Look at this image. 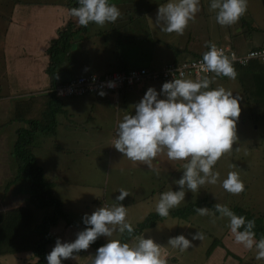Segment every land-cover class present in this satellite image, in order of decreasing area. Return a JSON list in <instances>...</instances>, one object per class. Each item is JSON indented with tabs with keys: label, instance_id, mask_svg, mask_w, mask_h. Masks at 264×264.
<instances>
[{
	"label": "rangeland",
	"instance_id": "1",
	"mask_svg": "<svg viewBox=\"0 0 264 264\" xmlns=\"http://www.w3.org/2000/svg\"><path fill=\"white\" fill-rule=\"evenodd\" d=\"M3 1L0 0V84H2V88L4 87L2 98H4L5 103L0 104V127L6 124L13 115L12 101L29 96L26 95L29 91L11 96L14 93L12 85H20V88L23 86L25 70L22 67L25 65L19 66L27 59H30L29 64L34 65V55H36L37 51L44 55V45L50 40V36L44 34L43 29H39L38 22L43 21L44 17L54 11L51 10V13L46 15L44 10L37 9L34 14L32 6L37 4H45L48 7L52 4L60 6V8L64 9V14L68 15H66L65 22L72 24L71 27L73 29L78 25L76 17L72 16L70 18L66 0H18V2L6 0L4 3ZM111 2L115 3L120 9L122 21L129 23L122 28L124 34L137 37L156 36L157 39L163 36L162 31L154 23L156 18L154 15L157 14L159 4L165 3L166 0H111ZM14 3L17 4L13 7ZM6 12L7 16L5 17ZM244 15L250 23V28L253 30L255 28V30H251L253 32L252 37L247 38L245 34L240 33L242 27L234 26L233 32L235 31L236 33L234 36L236 40L233 41L237 42L232 45L236 50L238 49L239 55L245 54L244 52L252 46L264 43H260L264 39V0H248L247 10ZM4 20L5 22L12 21L13 25L4 27ZM66 25L62 26L61 31H64ZM93 25L97 29L108 26L107 23L103 26ZM226 27H222L216 22L215 13L209 8V0H200V11L186 29L191 31V29L197 28L193 34L196 38L192 42H195V46H197L196 52H200V50L202 51L207 47L206 41H212L215 44L220 42L221 45L228 44V36L225 34L228 31ZM238 31L240 34H238ZM199 32L200 36H198ZM84 34L83 32L81 35ZM164 35L169 39L176 37L173 33H164ZM256 35L257 39L253 38ZM45 36L47 37L44 38ZM260 36L261 40H259ZM96 38L100 37L96 36ZM177 39H179L178 42L184 41L185 36H180ZM36 40L42 42V44ZM114 41L117 42L116 37L111 40V42ZM126 42L127 45L121 46L126 58H120L119 61L128 59V65L130 66L146 63L147 60L149 61L148 64L151 61L155 64L160 63V61L162 63L163 60L167 61V58L163 56H156L154 59L150 57L140 59L139 51L143 48V45H151L149 43ZM100 43L104 44V40H101ZM87 44L84 43L82 45L83 50H85V45ZM79 45L77 43V47ZM76 51L81 53L80 49H76ZM169 51H167L166 55ZM116 53L118 52L116 51ZM109 54L111 59H113V55ZM155 55L154 53L153 57ZM188 57L194 56L190 54ZM180 59H184V56ZM253 61L248 62L246 65ZM257 62L264 65V61L257 60ZM112 68L114 70L118 67ZM41 72L44 71L41 70ZM75 73L77 75L84 74L82 70ZM103 73L97 72V74ZM213 84L214 87H224L226 90H232L233 95L241 96L239 101L241 112L236 123L237 140L234 141L232 150L222 155L214 166L215 170L220 174L217 183H206L198 188L196 192L185 189V200L176 208L187 206L198 199H205L212 205L215 203L226 205L240 204L253 211L257 216H262L264 214V121H257L250 116V107L246 104L244 93L237 78L230 80L227 77H217ZM152 85H156L157 87L155 88L159 91L162 84L152 83ZM145 91H140L137 87H133V91L127 90L125 92L126 100L122 96L118 103H109L108 105H111L109 107H107V104H98L96 108L93 107L83 111V115H81L80 111V106H82L80 102L70 100L66 96V107L73 111L71 112L72 114L76 113L77 115H70V113L65 119L72 125L73 129L69 130L75 131L76 128L80 130L82 136L79 138L83 144L77 143L71 147H64L58 144L57 141L52 140L51 137V141L45 145L40 147L37 143L34 145V153L37 155L38 162L43 166L46 165L45 175L52 181L57 197L64 199V207L70 220L75 224L84 225L81 218L85 213L91 214L98 207L111 206L116 203L114 200L119 194V190L125 189L129 192V195L119 203L126 207L129 222L132 225H136L148 213L155 211L156 203L162 192L178 190L179 186L174 181L181 177L186 161L169 160L166 150L162 151L152 161L153 168L158 169L160 172L159 176H157L142 162L129 160L111 145L117 138L116 129L123 115L125 112L131 113V111H134L133 105L141 99ZM90 95L94 97L95 93ZM101 97L103 98L105 95ZM76 98L74 97V99ZM84 105L86 106V104ZM95 109L97 117L92 120ZM123 110L126 111L123 112ZM58 118H63V115L60 114ZM6 130L0 129V143L3 142L4 137L8 134H11V139L15 129ZM98 130H103L101 132L102 136H98ZM5 142L2 149L6 146L7 150L8 142L7 140ZM84 143L89 147L87 152L85 150H76L80 149V147L84 148ZM2 153H0V209H5L9 206L26 205L30 194L29 185L20 179L14 183L12 182L14 181L15 164L12 163V166H10L9 160L5 157L6 154ZM230 171L237 172L244 183V191L239 194L229 193L221 186V181L227 177ZM204 206L209 207L207 203ZM209 208L211 209V207ZM218 217L219 215L217 216L214 213L212 216H200L196 213L190 218L167 216L155 227L150 228L146 234L153 239L163 241L168 247L171 257H175V259L169 260L168 264H201L214 238L221 237L229 228L227 218ZM65 223L66 220L61 218L59 223L51 228L56 239L59 238L61 242L74 240L76 233L80 231L77 226L75 228ZM197 230L204 233V239L193 241L192 246L183 252L167 244L169 237L179 234L191 239V234ZM121 236L122 234L114 233L112 238L119 239ZM72 237L75 238L70 239ZM56 239L54 243L48 246L49 251L55 245ZM97 239L102 244L107 242V238L104 236H100ZM81 251H88V249ZM81 251L77 254L75 260L79 261L80 264H90L92 258ZM36 260L37 258L31 251L0 255V264H31ZM62 264L72 263L69 258L63 260ZM242 264H264V260L255 259V250L253 249L246 253Z\"/></svg>",
	"mask_w": 264,
	"mask_h": 264
},
{
	"label": "clouds",
	"instance_id": "2",
	"mask_svg": "<svg viewBox=\"0 0 264 264\" xmlns=\"http://www.w3.org/2000/svg\"><path fill=\"white\" fill-rule=\"evenodd\" d=\"M247 3L248 0H209V8L215 13L216 22L224 27L235 24L245 14ZM76 5L70 9V15L76 17L83 27L90 23L99 26L115 23L121 16L120 9L111 0H76ZM199 11L200 0H166L159 4L154 23L162 32L182 35ZM50 43H46L44 49L47 53ZM205 44L208 50L199 61L197 78L184 77L181 72L179 77L174 75L171 80L165 79L167 81L162 83L159 91L148 87L133 105L134 111L123 115L116 129L117 138L111 144L124 157L142 162L157 176L160 172L153 168L152 161L162 151L166 150L169 160L186 161L181 177L174 181L179 186L178 190L160 194L155 206L160 217H167L171 209L185 200V189L196 192L206 183L216 184L220 174L214 166L222 155L232 150L237 140L236 123L241 112V96L233 95L230 89L211 85L221 76L235 80L237 71L234 64L238 58L235 53H226L224 48L213 42L206 41ZM260 46L264 44L257 47ZM258 55L261 53H249V57ZM249 57L240 58L239 62L246 63ZM168 64H163L162 70ZM147 70L159 73V70ZM90 73L97 72L84 75ZM160 78L150 76L142 83L125 86L117 94ZM59 85L62 84L58 83L57 87ZM107 87H115V82L108 81ZM98 94L104 96L106 93L100 90ZM221 186L232 194H239L245 187L235 171L228 172ZM127 195L129 192L121 189L115 197L116 203L98 207L91 214L85 213L81 218L85 227L72 241L61 242L57 238L46 254L47 264H62L63 260L75 259L81 250L88 249L100 236L107 238V242L96 249L90 264H168L167 258L162 256L161 245L151 237L135 236L131 243L112 238L114 233L126 232L133 236L134 228L127 219V209L119 203ZM213 208L219 214L218 218H227L234 241L247 250L254 249L255 259L264 260V236L256 238L255 218L237 215L226 204L215 203ZM195 212L200 216L213 215L212 209L206 206L196 207ZM203 239L204 233L197 230L191 234V239L179 234L169 237L167 244L183 252L192 246L193 241Z\"/></svg>",
	"mask_w": 264,
	"mask_h": 264
},
{
	"label": "trees",
	"instance_id": "3",
	"mask_svg": "<svg viewBox=\"0 0 264 264\" xmlns=\"http://www.w3.org/2000/svg\"><path fill=\"white\" fill-rule=\"evenodd\" d=\"M66 1L69 11L72 7L77 6L76 0ZM66 24L68 25L65 26L66 28L64 31H60L58 38L53 39L48 48L50 61L46 71L50 76V90L17 99L13 104V115L10 117V120L0 127L3 131H7L6 129L10 128L15 129L11 139V134H8L4 137L3 142L0 143V153L4 152L6 154L5 157L9 160L10 166H12V163L15 164L14 181L12 182L14 183L18 179L24 180L29 185L30 193L26 205L18 207L9 206L8 208L0 209V255L31 251L37 258V260L31 264H47L45 257L46 254L50 252L48 246L54 243L56 239L51 228L55 227L61 218L66 220L68 226H77L80 230L85 227V225H77L70 220L62 200L55 194L52 181L46 177L45 168L38 162L37 155L34 153V145L36 143L35 135L38 132H50L51 134H56L58 126L61 125L70 126L72 128V125H70L65 119L68 117L67 115L72 112L71 109L66 107L65 103L67 97L58 94L56 88L58 83L65 84L72 79L84 75H77L74 71L72 72L71 70H68L66 71L65 79H62L60 70L64 61L63 57L69 53L71 48H75L77 43H80L81 40L87 37L91 30V23L87 27L78 24L77 27H75L76 30L71 27L72 24L70 25L68 22ZM107 24L108 26L100 29L101 31L99 32V35L101 38L109 39V37L114 34L118 42H120L121 37L126 36V34L122 32V28L129 23L122 21L120 17L115 23ZM235 25H237V27H242L240 33L245 34L247 38L252 37L253 32L251 30L253 29L250 28V23L245 18V15H243L235 24L226 27V30L231 34V42L233 45L237 42L233 41L235 40L234 36L236 35L235 31L233 32ZM83 32L85 34L81 35ZM189 33H191V31H189ZM240 33L238 32V34ZM127 39L129 42L137 44L150 43L151 46L143 45V48L139 51L140 59H144L147 56L154 59L157 56L155 45L162 43L160 39L151 36L137 37L135 35H129ZM227 43L228 44L221 45L219 42L216 45L218 47L230 45L231 48L227 50L226 53L235 51L240 54L238 49L236 50L230 42ZM165 45L167 44L165 43ZM189 45H191L189 42L186 43V47L183 46L182 49H179L177 46H170L172 49L176 50L174 53L175 56L171 60L164 61V63H161V61L157 65L138 63L136 66L125 64L123 67H118L119 69L117 68L109 71V73L113 71L129 70L131 68H147L151 70H159V72H161L163 64L169 63L178 65L188 59H199L202 58V54L208 50L206 47L203 51L196 52L195 50H192ZM257 46L258 45L252 46L249 49ZM152 52L153 54H156L154 57ZM190 54L194 57H188ZM183 55L184 59H180ZM234 67L237 71L236 78L241 85L246 104L250 107V116L257 121H264V65L257 61H253L250 64L243 66L237 61L234 64ZM63 73L65 72L63 71ZM208 75L212 76L213 74L209 73ZM162 77L163 76L158 79V82L167 81L165 80L167 78L164 79ZM218 78L225 77L221 76ZM211 87H214V84H212ZM104 92L117 94L116 91ZM98 93L99 91L95 92V94ZM88 94L89 93H86L83 96ZM74 97H81V95H69L70 100H73ZM60 114L63 115V118L61 119L58 118ZM70 115L75 114L71 113ZM6 140L8 142L7 150L6 146L2 149ZM37 145L40 144L37 143ZM206 203L211 207L213 213L218 216L219 214L215 212L213 205L205 199H198L196 202L187 206L171 209L168 216L190 218L196 214V207L204 206ZM227 206L237 215H244L246 218H255L256 226L254 231L256 233V238L259 239L264 236V214H262V216H257L253 211L240 204H231ZM165 218L166 217L158 216L156 211L150 212L142 221L133 225V236L130 237L125 232L119 239L123 242H129L130 239L144 234V232L155 227ZM226 233H230L229 228L221 237L214 238L212 244L207 249V255H210L219 243L222 242ZM101 245L103 244L98 239L92 243L95 252ZM249 251L247 253H249ZM229 254L236 257L239 260V264H242L245 260L246 254L242 256L241 254H235L227 249V255ZM92 255L94 256L95 253Z\"/></svg>",
	"mask_w": 264,
	"mask_h": 264
},
{
	"label": "crops",
	"instance_id": "4",
	"mask_svg": "<svg viewBox=\"0 0 264 264\" xmlns=\"http://www.w3.org/2000/svg\"><path fill=\"white\" fill-rule=\"evenodd\" d=\"M5 1L6 0H4L3 3ZM11 1H13V0H11ZM14 1L18 2V0H14ZM16 4L17 3H14L13 7L16 6ZM46 8H48V9H46ZM32 9H33L34 14H35V11L37 9L41 10V11L44 10L46 12V15L48 13H51L50 12L51 10L54 11L50 15L44 17L43 21L38 22V26H39V29L44 30V34H46L47 36H50L49 42H52L53 39L58 38V34H60L62 26L66 25L65 21H66V15L67 14H64V12H63L64 9L60 8V6L53 5V4L50 5L49 7L45 4H43V5L37 4V5L32 6ZM0 11H1V7H0ZM6 16H7V12L5 14V17ZM154 16L156 17V15H154ZM70 18H71V15H70ZM4 22H5V20H4ZM93 24L94 23H91V30H90L89 34L87 35V37H85L83 40H81L80 43H78V45L80 44L79 47L76 46L75 48H71L69 53L63 57L64 61L62 63L61 70H60L62 79H65L66 71H68V70H71L72 72L73 71L78 72V71L82 70L84 74L92 72V71H94V72H109V71L113 70L112 67H115V66L116 67H123L125 64H128V59L123 60V61H119L120 58H126L125 55L123 54L121 46L127 45L126 41H128L127 40L128 35L126 34L127 37L126 36L121 37L120 42H118V40H117V42H115V41L111 42V40L115 38V35L112 34V36H110L109 39L101 38L99 35L100 34L99 32L101 30L95 28ZM11 25H13L12 21L4 23V27L5 26H11ZM194 30L196 31L197 28L191 29V33H189L188 29H186L182 35H178V34L173 32V35L176 36L177 38L180 36H185V40L180 41V42H178L179 39H177L176 37L171 38V39L167 38L164 35L165 32H162L163 36L161 38H159L162 43L155 45L157 56L158 57L163 56V57L167 58L166 59L167 61L171 60L175 56L174 53L176 52V50L172 49L170 46H177L179 49H182L183 46L186 47V43H188V42L191 44V45H189L190 48L192 50L196 51L197 46H195V42H192L193 39L196 38L193 36V34L195 32ZM166 34H172V33H166ZM199 34H200V32L198 33V36H200ZM225 34L228 36L227 42L232 43L231 42V40H232L231 34L229 33V31L225 32ZM47 36H45L44 38H46ZM96 36L100 37V38H96ZM154 38H156V36H154ZM254 38L257 39V35ZM101 40H104V44L100 43ZM259 40H261V36L259 37ZM262 42H264V39H262V41L260 43H262ZM38 43L42 44V42H38ZM84 43H88L87 45H85V50L82 49V45ZM165 43L167 45H165ZM40 46L42 47V45H40ZM44 46L46 48L47 44ZM76 49H80L81 53H77ZM168 50H170L171 52L169 51V53L166 55ZM116 51L118 53H116ZM200 52H201V50H200ZM109 53H111L113 55V59H111V56ZM164 55H166V56H164ZM184 55H186V54H184ZM34 56H35L34 65L29 64L30 59H27V61H23V63L19 66V67H21L22 65H25L24 67H22L25 70V74L23 77V86L20 88V85H15V84L12 85V87H13L12 90L14 93L11 94V96L17 95L18 93H23L25 91H27V92L29 91V93H26V95H30L32 93H36L39 91L46 92V91L50 90L49 89L50 84H51L50 76L48 75V73L46 71L47 66L49 64V61H50V56L48 53L46 54V52L44 55H41L38 51H37L36 55H34ZM147 58H148V56H147ZM20 60H22V59H20ZM254 61H257V60H254ZM148 62L149 61L147 60L146 63H148ZM163 63H164V60H163ZM150 64L152 65L155 63H152V61H151ZM157 64H159V63H156L155 65H157ZM159 66H161V65H159ZM41 70L44 72H41ZM63 71L65 73H63ZM25 82H26V84H25ZM152 83L162 84L163 82L147 81L142 86H136V87L140 91H145L150 86L151 87H157L156 85H152ZM148 84H150V85H148ZM1 88H0V104L5 103L4 98H2L4 95V94H2L4 87L2 89ZM127 90L133 91V88H128L123 93H120V94L106 93L105 97H103V98L98 94H95L94 97H92L90 94H88L85 96L77 97L76 99H73V100L75 102H77V101L80 102V104L82 105V106H80V111H81V115H83V111H85L89 108H93V107L96 108L98 106V104H104V105L107 104V107H109V106H111V105H108L109 103L110 104L113 102L118 103L119 99L122 96H124V98L126 100L125 92ZM11 98H13V97H11ZM16 100L17 99H14L12 101V103L14 104ZM74 101H72V102H74ZM84 104H86V106ZM101 110H102V105H101ZM125 111L126 110H123V112H125ZM94 112L95 113L92 116V120L96 119V117H97L96 109L94 110ZM74 114L77 115L76 113H74ZM69 129H73V128H70L66 125L65 126L61 125V126H58V133L56 132V135L51 134V133L38 132L35 135L36 143H39L40 145H38V146L40 147L42 145H45L48 141H51L50 138L52 137V140L57 141L58 144H61L64 147H71L77 143L83 144V142L79 138L80 136H82L80 130L76 128V130H75L76 132H75V131L69 130ZM102 131L103 130H98V136H102V133H101ZM2 137H4V136H2ZM84 144H85L84 148L80 147V149H76V150H85L87 152L89 147L86 145V143H84ZM43 167L45 168L46 165ZM54 191L56 192V190H54ZM56 195H57V193H56ZM60 199L62 200V202L64 204V199L61 197H60ZM146 232H144V234L139 235V236L145 235L146 237H150L146 234ZM74 238L75 237H72L70 239H74ZM154 240L161 245L162 256L166 257L167 261H169V260L171 261V259L172 260L175 259L174 256L171 257V255H170L171 253L163 241H160L157 239H154ZM131 242H133V238L130 239L129 243H131ZM227 249L231 250L235 254H241L242 256L245 255L249 251V250L243 248L242 245L237 244L234 241V238H233L231 233H226L222 239V242L213 250V252L210 255H207V254L205 255L204 260L202 261L201 264H237L239 262V260L230 254L227 255ZM88 251H89V253H88ZM88 251H81V252L86 253L90 256V258H93L92 254L95 253V249L93 248V246L91 244L88 248ZM70 262L72 264H80L79 261H76L75 259H71V258H70Z\"/></svg>",
	"mask_w": 264,
	"mask_h": 264
},
{
	"label": "built area",
	"instance_id": "5",
	"mask_svg": "<svg viewBox=\"0 0 264 264\" xmlns=\"http://www.w3.org/2000/svg\"><path fill=\"white\" fill-rule=\"evenodd\" d=\"M224 48L225 51L229 50L231 47L225 46L221 47ZM256 52L261 53V55L255 56V57H249V53ZM231 53H235L236 57L238 58V62L240 58L249 57L246 61V63H240L242 65H246L248 62L252 60H260L264 61V46L255 47L249 49L245 54L239 55V53L232 51ZM202 58L199 59H188L184 62H181L180 64H168L165 65L163 70L159 73H150L145 68H131L129 70H120V71H113L110 73H107L105 75H99L97 73H90L87 75H83L80 77H77L75 79H72L68 83L59 85L57 87V91L62 96H68L72 94H86L91 92H97L100 90L103 91H116L119 92L122 90L125 86H133L135 84L142 83L145 79L149 78L150 76L156 78L161 77L167 78L171 80L173 76L179 77V74L181 72L184 73V77L187 76H193L197 78V75L199 73V61ZM209 74V73H208ZM114 81L115 87H107L108 81Z\"/></svg>",
	"mask_w": 264,
	"mask_h": 264
}]
</instances>
